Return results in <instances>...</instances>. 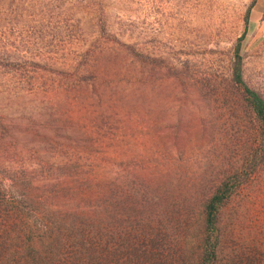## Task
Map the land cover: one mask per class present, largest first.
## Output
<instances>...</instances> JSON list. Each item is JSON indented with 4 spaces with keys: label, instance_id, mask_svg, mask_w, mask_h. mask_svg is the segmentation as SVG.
<instances>
[{
    "label": "rangeland",
    "instance_id": "rangeland-1",
    "mask_svg": "<svg viewBox=\"0 0 264 264\" xmlns=\"http://www.w3.org/2000/svg\"><path fill=\"white\" fill-rule=\"evenodd\" d=\"M46 4L56 9L47 12L45 20L61 24L48 38L58 35L74 42L52 51L53 70L40 71L45 82L34 84L51 91L49 101L61 104L75 132L69 133V140L60 137L50 143L42 127L43 110L41 116L28 114L19 132L28 146V162L42 163L46 155L70 159L77 154L75 159L81 160L80 151L86 150L90 156L82 165L93 167L96 182L123 175L130 163L142 166L144 155L154 161L160 158L156 167L145 165L155 174L168 162L174 169L176 197H190L188 205L194 207L185 241L194 259L203 199L224 176L238 174L241 179L221 214L220 261L264 264L259 124L231 80L236 45L243 39L244 79L264 98V0H0V26L39 20L40 5ZM2 8L17 14L2 16ZM112 39L133 45L143 55V63L134 68L124 57L113 61ZM88 45L109 52V65L107 55L101 71L104 85L80 95L75 78L60 71L64 61L80 64L79 54ZM25 103L36 104L29 98ZM8 118L17 122L18 115L10 110ZM256 150L257 166L251 171ZM122 164L127 166L120 170ZM181 185L186 190L180 191Z\"/></svg>",
    "mask_w": 264,
    "mask_h": 264
},
{
    "label": "trees",
    "instance_id": "trees-1",
    "mask_svg": "<svg viewBox=\"0 0 264 264\" xmlns=\"http://www.w3.org/2000/svg\"><path fill=\"white\" fill-rule=\"evenodd\" d=\"M55 9L50 4L40 5L39 20L0 26V264H222L219 225L241 179L238 174L228 179L224 176L203 199L199 215L203 219L196 222L201 235L196 237L199 249L194 259L185 244L194 207L188 205L190 197H176L174 169L167 161L155 174L145 165L156 167L160 158L154 161L144 155L142 166L119 165L120 170L125 168L124 174L103 182L95 181L91 165L83 167L90 156L86 150L80 151L81 160L75 159L77 154L70 159H47L46 155L42 163L28 162V146L19 134L28 114L41 116L43 110L42 127L48 131L50 143L60 137L69 140V133L75 132L72 121L62 114L61 104L49 101L51 91L39 90L34 84L44 81L40 71L53 70L52 51L74 42L58 35L48 38L50 32L60 30V23L44 17ZM251 11L252 6L245 17L246 26ZM14 14V9L2 8V16ZM242 42L240 39L236 45L231 80L247 112L259 124L257 146L264 158V98L244 79ZM110 45L116 51L113 61L124 57L134 68L143 63V55L133 45L119 39H112ZM107 55L109 65V52L88 45L79 54L82 62L64 61L60 74L73 76L79 84L78 93L88 95L104 85L101 71ZM148 61L154 63L155 59ZM27 98L36 104L26 105ZM10 110L18 115L17 122L8 118ZM257 160L256 150L251 171ZM183 190L186 187L181 185Z\"/></svg>",
    "mask_w": 264,
    "mask_h": 264
}]
</instances>
